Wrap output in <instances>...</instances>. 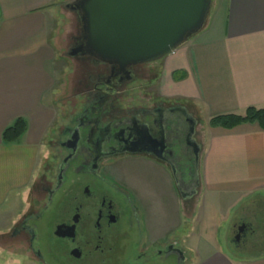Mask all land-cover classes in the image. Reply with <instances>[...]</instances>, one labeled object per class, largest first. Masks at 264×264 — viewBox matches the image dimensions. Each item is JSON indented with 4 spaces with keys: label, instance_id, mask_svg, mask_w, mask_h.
I'll return each instance as SVG.
<instances>
[{
    "label": "crops",
    "instance_id": "1",
    "mask_svg": "<svg viewBox=\"0 0 264 264\" xmlns=\"http://www.w3.org/2000/svg\"><path fill=\"white\" fill-rule=\"evenodd\" d=\"M66 1L0 0V231L26 209L42 165L55 99L50 32L53 12ZM147 89L157 103L183 108L191 118L200 169L196 191L187 196L179 194L167 166L152 158L123 159L108 170L127 195L143 246L170 247L185 264H264V255L248 257L217 244L224 231L218 225L198 227L205 218L224 219L226 237L248 195L264 192V131L256 124L231 130L207 124L264 109V0H211L203 29L160 61ZM17 119L27 124L24 143L2 144V132ZM14 203L20 208L12 213ZM1 251L0 245L5 264L11 258Z\"/></svg>",
    "mask_w": 264,
    "mask_h": 264
},
{
    "label": "flooded vegetation",
    "instance_id": "2",
    "mask_svg": "<svg viewBox=\"0 0 264 264\" xmlns=\"http://www.w3.org/2000/svg\"><path fill=\"white\" fill-rule=\"evenodd\" d=\"M81 39L73 37L67 51L78 66V104L56 138L59 159L45 167L34 198L10 231L0 233V244L7 239L23 245L38 264H157L172 249L143 246L127 195L108 170L117 161L145 156L174 170L181 192H193V122L183 108L168 104H125L126 95L155 79L157 70L146 68L153 63L120 65L81 56L74 51ZM185 159L192 160L191 168ZM239 228L236 243L246 237L244 229L237 242Z\"/></svg>",
    "mask_w": 264,
    "mask_h": 264
},
{
    "label": "water",
    "instance_id": "3",
    "mask_svg": "<svg viewBox=\"0 0 264 264\" xmlns=\"http://www.w3.org/2000/svg\"><path fill=\"white\" fill-rule=\"evenodd\" d=\"M210 4L211 0H76L70 9L78 14L82 39L74 51L120 65L164 59L203 28ZM243 230L239 228L237 242Z\"/></svg>",
    "mask_w": 264,
    "mask_h": 264
},
{
    "label": "rangeland",
    "instance_id": "4",
    "mask_svg": "<svg viewBox=\"0 0 264 264\" xmlns=\"http://www.w3.org/2000/svg\"><path fill=\"white\" fill-rule=\"evenodd\" d=\"M75 1L76 0H67L63 4H59L57 9L53 12L55 13L56 23L53 34L50 32L51 35L50 41L52 42L53 51L55 53V60L52 65L54 69V73L52 77L54 83L53 87L55 88L54 89L55 99L53 102L54 106L48 108L49 111L52 113V117H51V122L48 124V129L46 133H44L45 137L44 139H42L43 151H42V155L39 156V159H41L42 161V165L36 180L34 181V183L30 188V192L27 196L28 201L34 198L33 186L39 182L40 175H42V173L44 172L45 167H47V165L49 164L50 166H53L51 163L54 164L58 161L59 150H58V146L55 144L56 138L60 132V128L61 125L63 124V120H66L68 116L72 115L73 108L78 104V98H75L76 83L79 77L78 66L75 60L67 56L68 47L70 46L73 37H77L82 33L81 26L78 22V14H76L72 9H70V6H72ZM161 60L162 59L157 60L155 62H151L153 64L148 65L146 68L149 67L155 68L158 72ZM152 82L148 85H151ZM134 91L124 97L125 104H129L130 102L134 101L135 104H141L150 107L151 104L154 102V97L152 96L153 94L150 91H148L147 87L144 90L135 91V92ZM144 94H147L148 98H143ZM194 139L198 144L200 143L201 140L200 130H198ZM22 143H24L23 137L19 140L18 143L13 145H20ZM196 155H197V163L195 164V168H191L192 160L188 161L187 159H185L183 160L184 162L183 164L190 166L192 172L195 171L198 180L200 167L198 166V154ZM179 162L180 161H177V163ZM174 180H176V178H174ZM177 188L181 196H187L188 193L192 194L196 191V189H194L193 192L192 190L181 192L179 186H177ZM19 208H20V203H14V208L11 209L12 213L19 211L18 210ZM234 216L235 217H233L232 223L230 225L233 224L234 226L233 230L237 229L238 227L248 228V230H245V233L247 236L246 239L249 247L252 249L255 248L253 245H262L260 249L263 251L257 250L256 252H253V254L245 255V256L259 257L264 255V192L254 193L251 194L250 196L248 195L247 199L240 205L239 209L237 210ZM223 220H215V219L213 220V218H205L203 220L204 222L202 224L200 223V225L202 226H198V227L204 228V227H208V225L210 226L218 225L219 227L223 228L224 231L222 232V230H220L219 234L217 235L216 238L217 244L222 245L224 248L229 249L234 253L236 250L235 246L239 245L240 242L236 243L234 241V235L236 233V230L233 232L232 230L229 229L226 236L227 238L225 237L226 235V230L224 228L225 221ZM12 227L13 225L7 226L4 229H1L4 231H0V233L8 232ZM46 227L47 229L49 228L48 226ZM225 239L227 240V242H225ZM2 243L0 244L2 247L1 257L4 256V258H7L6 255H8L11 258L10 260L6 259L5 264H16L15 262L17 260L20 261L18 264H26L28 262H33V264H38L34 258H32L29 254L25 252L23 245H20L14 241L13 243H11L7 239L3 240ZM3 249L9 250V252L5 250L3 251ZM159 249L160 248L157 247V250ZM158 257L159 258L156 257L157 264H185V261L183 260L184 258L181 255L178 256V259H176L172 255L168 256L167 258H163L162 256H158ZM0 261L2 262V260Z\"/></svg>",
    "mask_w": 264,
    "mask_h": 264
},
{
    "label": "trees",
    "instance_id": "5",
    "mask_svg": "<svg viewBox=\"0 0 264 264\" xmlns=\"http://www.w3.org/2000/svg\"><path fill=\"white\" fill-rule=\"evenodd\" d=\"M244 124H256L264 131V109L248 108L241 115L227 114L211 118L208 121V127L231 130ZM27 130V124L23 119L15 120L1 134V142L4 145L16 144L23 137ZM247 236L242 239L239 245L235 246V251L239 254L250 255L257 250H261L262 245H253L250 248L247 243ZM250 248V249H249ZM263 251V250H261Z\"/></svg>",
    "mask_w": 264,
    "mask_h": 264
}]
</instances>
